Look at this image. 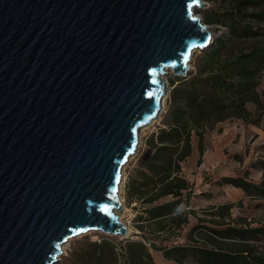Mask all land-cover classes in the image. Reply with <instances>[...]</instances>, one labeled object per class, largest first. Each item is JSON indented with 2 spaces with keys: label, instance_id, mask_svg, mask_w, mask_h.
<instances>
[{
  "label": "water",
  "instance_id": "obj_1",
  "mask_svg": "<svg viewBox=\"0 0 264 264\" xmlns=\"http://www.w3.org/2000/svg\"><path fill=\"white\" fill-rule=\"evenodd\" d=\"M204 0H0V264L125 237L121 169L214 34ZM203 45V46H201Z\"/></svg>",
  "mask_w": 264,
  "mask_h": 264
},
{
  "label": "trees",
  "instance_id": "obj_2",
  "mask_svg": "<svg viewBox=\"0 0 264 264\" xmlns=\"http://www.w3.org/2000/svg\"><path fill=\"white\" fill-rule=\"evenodd\" d=\"M213 1L219 4L207 20L222 23L228 30L203 50L188 78L171 80L163 124L148 137L143 168L129 184L130 202L142 204L137 219L142 240L125 245V253L108 237L89 242L76 250V264H159L156 252L174 264H186L190 256L212 264H264V252L255 249L257 240L264 237V224L232 219L233 201L210 206L207 219L215 225L202 224L204 217L193 204L195 183L183 172L194 146L197 163L203 162L206 135L220 122L242 118L260 126L264 115L259 90L264 75V0ZM250 102L257 105L255 113L248 108ZM257 166L263 170L258 183L248 178L247 171L221 176L218 183L239 187L249 198L264 199V157ZM192 216L197 223L187 230L185 243L156 244V237L180 236Z\"/></svg>",
  "mask_w": 264,
  "mask_h": 264
},
{
  "label": "rangeland",
  "instance_id": "obj_3",
  "mask_svg": "<svg viewBox=\"0 0 264 264\" xmlns=\"http://www.w3.org/2000/svg\"><path fill=\"white\" fill-rule=\"evenodd\" d=\"M204 4L201 8L195 7L194 11L203 17L205 23L209 25V28L215 32L214 38L218 34L226 32L227 26L222 23L210 22L207 20V15L212 14L218 7L217 2L213 0H204ZM204 49L195 48L191 54V60L189 62L191 71L196 70L198 61L201 59ZM188 76V75H187ZM184 78H188V77ZM168 81V96L172 89L170 85L172 79H176L178 76L174 75L171 70L166 74ZM261 91V98L264 104V75L259 86ZM164 99L163 105L159 115L153 119L149 124L142 126L138 134V147L136 151L129 156L121 169V181L119 183V196L123 203V210L120 213V218L123 222L127 223L130 227L129 234L125 237L118 235L106 234L100 230H89L81 234H77L69 237L62 245V254L59 256V260L56 264H76L78 260V252L76 250L82 249L89 242L100 241L104 237H108L118 244L117 248H124L129 242L141 241L142 234L137 228L139 220L138 216L142 210V204L137 201L130 202L129 184L133 178L139 177V169L143 168V161L147 154V139L150 134L157 131L159 126L163 124L164 116L169 108L167 98ZM249 110L255 113L257 111V105L254 103L248 104ZM206 151L203 156L202 164H198L196 159H192L188 165L193 174H196L202 168L203 182L207 183L206 190L203 193L198 194L196 191L193 198L194 207L197 209L198 214L204 217L202 224L206 226H214L211 221H208V213L212 210L210 206L218 205L227 200V196L232 198L235 205L232 207V219H238V221L248 222L253 225L264 224V199L263 198H249L244 193H238L237 190L232 189L229 186L220 187L219 185V162L222 161L231 170L239 171L244 174L248 172V178L251 179L257 176L255 173L259 170L257 162L260 158L264 157V115L261 120L260 126L253 123H246L242 118H233L220 122L216 129L209 131L205 138ZM235 154L241 156L235 157ZM257 174V173H256ZM257 179V177H256ZM204 185V184H203ZM202 190V189H201ZM228 194V195H227ZM191 223L181 231L180 236L166 235L163 237H156L155 242L157 245H172L185 243V236L187 230H189L193 224L197 223L196 217H191ZM204 230V229H202ZM151 233V232H149ZM146 230V235L149 238H154L152 234H149ZM152 241V240H151ZM256 252H264V237L257 240L255 243ZM161 253V252H160ZM160 253H155L156 260H159ZM121 255V262H122ZM135 264V263H132ZM186 264H212L205 260H200L197 256H190L186 261Z\"/></svg>",
  "mask_w": 264,
  "mask_h": 264
},
{
  "label": "crops",
  "instance_id": "obj_4",
  "mask_svg": "<svg viewBox=\"0 0 264 264\" xmlns=\"http://www.w3.org/2000/svg\"><path fill=\"white\" fill-rule=\"evenodd\" d=\"M198 156H199V153H198V150H197V147L194 146V150L191 154V156H189V158L183 163V172L185 174V176L187 177V179H189L192 183H195V186L200 187L199 190H198V194H200L201 192L205 191L206 190V186H208L207 183H204L203 182V177H202V168L196 173V174H193L192 171H189L191 170L188 163L192 160V159H196V161L198 160ZM202 164V163H201ZM225 163H223L222 161L219 162V168H218V173H219V177L221 176H224V175H238L241 173L239 171H235V170H231L229 169V167H227L226 165H224ZM257 173V174H256ZM255 173V175H257V179L256 177L253 175H251V179L253 182H260L263 178V170H261L259 168V170H257V172ZM204 184V185H203ZM206 185V186H205ZM224 186H229L231 187L232 189L234 190H237L238 193H244V191L239 188V187H236L234 185H231V184H224V185H220V187H224ZM202 189V190H201ZM195 191H196V188H195ZM228 195V194H227ZM245 195V194H244ZM226 201H233L232 198H230V196H227V200ZM141 213V212H140ZM159 257H161L159 260H157V262L159 264H174L173 261H169V260H166L163 258L162 254L160 253Z\"/></svg>",
  "mask_w": 264,
  "mask_h": 264
},
{
  "label": "built area",
  "instance_id": "obj_5",
  "mask_svg": "<svg viewBox=\"0 0 264 264\" xmlns=\"http://www.w3.org/2000/svg\"><path fill=\"white\" fill-rule=\"evenodd\" d=\"M205 2V1H204ZM121 252L125 253V245H124V248L120 249Z\"/></svg>",
  "mask_w": 264,
  "mask_h": 264
},
{
  "label": "bare ground",
  "instance_id": "obj_6",
  "mask_svg": "<svg viewBox=\"0 0 264 264\" xmlns=\"http://www.w3.org/2000/svg\"><path fill=\"white\" fill-rule=\"evenodd\" d=\"M164 101V100H163ZM129 231H130V227H129Z\"/></svg>",
  "mask_w": 264,
  "mask_h": 264
},
{
  "label": "snow or ice",
  "instance_id": "obj_7",
  "mask_svg": "<svg viewBox=\"0 0 264 264\" xmlns=\"http://www.w3.org/2000/svg\"><path fill=\"white\" fill-rule=\"evenodd\" d=\"M201 46H203V45H201Z\"/></svg>",
  "mask_w": 264,
  "mask_h": 264
}]
</instances>
